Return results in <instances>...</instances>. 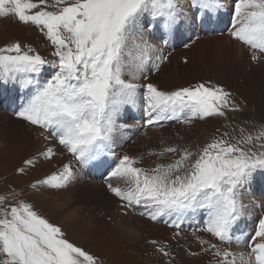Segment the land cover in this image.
<instances>
[{
  "label": "snow or ice",
  "instance_id": "obj_1",
  "mask_svg": "<svg viewBox=\"0 0 264 264\" xmlns=\"http://www.w3.org/2000/svg\"><path fill=\"white\" fill-rule=\"evenodd\" d=\"M228 8L224 0H53L51 5L48 0H0V18L34 25L54 46V59L19 40L0 47V81L18 84L22 93L14 114L42 129L45 140L56 141L72 157L29 187L66 190L79 179L76 165L106 166L111 170L105 186L125 215L141 206V216L163 219L174 229H181L185 217L201 215L203 228L193 234L202 231L216 241L196 237L216 264H264V192L258 202L252 194L255 176L264 175V125L255 131L239 127L238 135L232 134L236 128H216L202 147L169 146L150 153L176 156L154 167L139 166L142 157L126 153L117 158L115 151L118 134L133 127L120 123L128 108L143 111L145 127H163V121L173 119L191 126L243 111L221 84L166 90L150 81L169 59L165 51L171 37ZM228 14L231 37L247 46L253 61L259 60L264 0H232ZM38 155L51 159L56 149L49 146ZM34 162L32 157L23 163L31 167ZM17 172L23 174L25 167ZM257 208L261 214L253 216ZM249 221L251 232L242 227ZM73 223L70 218L54 222L22 191L0 194V264H103L70 238ZM149 243L174 258L169 241ZM234 243L246 251L224 246Z\"/></svg>",
  "mask_w": 264,
  "mask_h": 264
},
{
  "label": "rangeland",
  "instance_id": "obj_2",
  "mask_svg": "<svg viewBox=\"0 0 264 264\" xmlns=\"http://www.w3.org/2000/svg\"><path fill=\"white\" fill-rule=\"evenodd\" d=\"M224 2L232 4L228 0H224ZM48 3L51 5L53 0H48ZM49 10L54 9L49 8ZM227 16L221 19L216 14L213 18L217 19L220 25L213 27L212 31L209 28L211 32L208 30V23H200L198 20L200 24H205V32L211 35L202 36L199 27L193 25L192 27L198 31V35L195 36L198 40L196 38L189 39V35L183 36L186 38V44L189 47L183 46L180 49H175V51L166 47L165 54L168 55L170 53L169 59L161 65L159 72L151 73L150 81L157 83L166 90L208 81L213 84H221L233 94V97L242 106L243 111L229 113L227 120L210 118L205 121H194L191 126L179 123L180 125L177 127L160 128L156 133H153L157 138L150 141V143L156 141L154 144L156 146L155 153H159L162 149L169 146L191 145L193 148L196 146L202 147L203 144L209 142L216 128H219L220 132H232V129L236 128V131L232 132V134L238 135L239 127L255 131L261 125H264V53H257L260 59L253 61L247 46L231 37L229 24L221 23ZM217 26L220 33H217ZM224 37H228V39ZM17 40L25 46L31 45L47 59H54L51 55L54 51V46L34 25L23 24L12 16L0 18V47ZM157 42H159V39ZM239 45H243L244 50ZM185 58H187V63H185ZM7 83H10V81ZM4 86L3 84L2 88ZM0 106V194H7L13 189L19 193L17 188L22 185L21 183L26 182L21 187L20 192L22 191L31 200L30 193L32 189L29 185H26L29 178H31L30 173L38 172L41 174L38 179H43V177L50 175L49 172H51L52 168L51 165H48L49 162L41 163L40 157L37 155L46 147H54L56 149V155L54 156L60 157L56 163V169L59 170L62 162H68V157H66L68 152H58L59 148L56 144L50 143L41 135L42 129L17 118L14 114L16 110L11 104L5 106L0 104ZM133 129L137 132L135 126H133ZM151 133L148 132L146 134L145 131H142L136 136V139L141 145H144L150 138L149 134ZM118 135H123V140L117 141V145H120V148H115V150L119 152V155H123L122 146L132 136L122 130ZM130 144L125 143L123 148L128 155L136 153L138 149V143L134 142L132 147H129ZM24 152L27 154L32 152V156H25ZM156 156L162 160L170 158L167 162H171L176 158L171 153H166L164 156H139L142 157L139 166L154 167V162L158 159ZM32 157H35L34 166L24 165V160ZM21 158L23 159L22 161H20ZM46 160L48 161L49 159ZM21 166L25 167L23 174L17 172V169ZM14 167H16V170H12ZM112 182L116 184L117 181L113 180ZM70 188L72 189L70 190ZM68 190H70V196L67 194L65 201H59L58 209H61L62 203L66 201L74 204L68 207L67 211L86 206H90L92 209L95 208L93 212L89 210L88 214L83 215L84 217L81 216L80 220L74 221L73 227L80 228L79 230L82 232L89 231L88 228L90 226L97 228V236L106 238V242L101 245H105L108 251L111 249L110 246H120L119 254H112V250L109 253L105 252L104 247L96 243L93 244V248L85 244L87 242L84 243V247L97 254L103 264H162L164 256L159 254L154 246L149 243L153 239L161 242L169 241L170 250L173 252L174 258L177 257L174 249L180 248L184 258L181 257L180 253L177 258L178 264H212L210 261L216 264V258L212 253L203 252L201 250L203 246L196 239L197 236H201L204 239L212 238L198 231L194 235L195 227L185 224L186 220L181 224V229H174L169 224H166L163 219L159 222H154L146 216L127 215V217H124L116 211L115 199L118 198L115 197L114 199L99 181L92 179L79 178L75 185L70 186L64 192L66 193ZM40 191L45 196H55L54 190L50 191L49 189L41 188ZM72 195H77L75 201ZM33 202L36 204L35 201ZM36 206L49 216L48 211L38 204ZM100 209L103 210L99 211ZM54 214V217H49L56 222L55 217L60 215L58 212ZM104 216H112L113 218L107 220ZM198 217L199 215L189 216V220H194ZM78 224L82 225L79 226ZM177 232L180 233L178 236L175 235ZM69 236L73 237L72 233H69ZM213 242L216 241L213 239ZM230 247L235 251H246V248L240 245H231ZM193 252L198 253V255H191Z\"/></svg>",
  "mask_w": 264,
  "mask_h": 264
},
{
  "label": "bare ground",
  "instance_id": "obj_3",
  "mask_svg": "<svg viewBox=\"0 0 264 264\" xmlns=\"http://www.w3.org/2000/svg\"><path fill=\"white\" fill-rule=\"evenodd\" d=\"M224 38L225 39L226 38L228 39V37H224ZM242 46L239 45V47L244 50V48ZM122 140H123V135H118L117 141H122ZM116 152L119 154L118 151H116ZM25 154H24L25 156H29V155L32 156V152H30L28 154L25 153ZM22 160L23 159L21 158L20 161H22ZM22 165H23V163H22ZM16 167H14L12 170H16L15 169ZM30 177L31 178H29L28 184H26L27 186L30 185L32 182H34L36 180H39L38 178L41 177V174L38 173V172H33V173H30ZM25 183H21L22 185L17 188V190L19 191V193H20L21 187ZM22 189H24V188H22ZM71 189L72 188H70V190ZM70 190L66 191V193L64 192V190L53 191V193L55 194V196H45V194H43L41 191L35 192L34 190H32L31 193H30V195L32 197L31 198L32 201H35L36 204H38L40 207L44 208L46 211L49 212V216H51V217L53 216L54 217V215H55L54 213L55 212H58L59 213L60 216H56L55 217V219H56L55 221L56 222H60L62 220H65L66 218H70L74 222V221L80 220L82 217H84L83 215L88 214L87 212L89 210H90V212H93L95 210V208L92 209V208H90V206H86L84 208L74 209V210L67 211V208L70 207V206H73L74 204H72V202L66 201L65 203H62L61 209H58V207H59V201H65L66 200L65 199L66 195L68 194L70 196V193H69ZM72 197L74 198V201H75L77 195H72ZM81 225H79V226H81ZM79 229H78V227H72L69 230V233L70 234L72 233V235H73V237L71 236L70 238L73 239L78 244H80L82 246H85V244H88V246H90V247L93 248V244L96 243V244H98L100 246H103L105 252H108L109 253L112 250V254H116V253L119 254V249H120V246L119 245H117V246H115V245L110 246L111 247L110 251L107 250L108 248L105 245H101L104 242H106V240H105L106 238L105 237L103 238L102 236H97V232H96V229L97 228L90 226V228H88L89 231H87V232H82ZM85 242H87V243H85ZM96 251H98V250H96Z\"/></svg>",
  "mask_w": 264,
  "mask_h": 264
}]
</instances>
